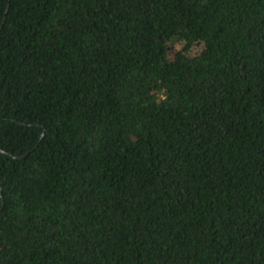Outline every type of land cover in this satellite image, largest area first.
Wrapping results in <instances>:
<instances>
[{"label":"trees","instance_id":"obj_1","mask_svg":"<svg viewBox=\"0 0 264 264\" xmlns=\"http://www.w3.org/2000/svg\"><path fill=\"white\" fill-rule=\"evenodd\" d=\"M0 27V264H264V0H0Z\"/></svg>","mask_w":264,"mask_h":264},{"label":"water","instance_id":"obj_2","mask_svg":"<svg viewBox=\"0 0 264 264\" xmlns=\"http://www.w3.org/2000/svg\"><path fill=\"white\" fill-rule=\"evenodd\" d=\"M1 28V27H0ZM3 151V150H2ZM16 158H20V156H16Z\"/></svg>","mask_w":264,"mask_h":264}]
</instances>
